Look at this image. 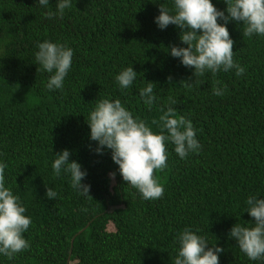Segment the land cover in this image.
I'll return each instance as SVG.
<instances>
[{"label":"trees","instance_id":"obj_1","mask_svg":"<svg viewBox=\"0 0 264 264\" xmlns=\"http://www.w3.org/2000/svg\"><path fill=\"white\" fill-rule=\"evenodd\" d=\"M49 3L0 0V163L8 165L5 186L32 220L24 233L30 247L11 260L0 254V264H66L68 257L67 264H172L185 228L224 248L219 264H264L249 260L228 235L235 223L254 222L247 198H264V36L245 37L242 23L229 22L234 60L245 73L194 77L167 53L170 44L187 47L180 30L154 22L158 5L172 8L173 0H72L52 18L46 13L57 12V0ZM46 40L73 49L62 90L47 88L52 74L35 60ZM129 66L137 78L121 89L115 77ZM190 77L202 83H180ZM217 80L227 85L223 96L213 94ZM148 81L158 97L151 107L139 95ZM104 98L120 99L157 134L169 106L192 121L202 147L181 159L166 142L167 167L155 172L161 199L145 200L125 184L110 150L89 149L97 142L89 139L87 120ZM63 149L87 170L82 183L90 184L93 199L72 188L70 173L54 174V153ZM46 187L58 193L55 200L46 198Z\"/></svg>","mask_w":264,"mask_h":264},{"label":"clouds","instance_id":"obj_2","mask_svg":"<svg viewBox=\"0 0 264 264\" xmlns=\"http://www.w3.org/2000/svg\"><path fill=\"white\" fill-rule=\"evenodd\" d=\"M225 10L218 9L212 0H173V7L158 5L159 15L154 18L158 28L165 30L169 25H175L179 30L182 47L170 44L166 49L173 58H179L186 68H192L194 77H202L206 72L216 75L235 69V74L241 76L246 69L234 60V40L228 30L229 22L242 23V35L264 36V0H224ZM41 6L47 7L49 0H38ZM73 7L72 0H57V12L46 13L48 18L54 15L63 16L65 9ZM227 13V14H226ZM35 60L42 68L52 75L47 83L51 90L63 89L64 80L71 69L73 49L64 44L44 41L38 43ZM138 73L129 66L116 77L121 89L133 85ZM172 81V77H168ZM194 81L191 77L181 80L185 87H191ZM154 82L148 81L141 88L139 95L145 105L151 107L158 97L154 92ZM213 94L223 96L227 85L221 87L219 80L215 81ZM83 99V98H82ZM170 104L176 101L168 97ZM163 111V110H162ZM177 109L169 106L163 115L161 131L154 133L140 117H134L120 99H100L90 112L87 124L90 128V141L97 142L93 149L103 155L111 151V158L119 166L118 171L125 184L137 189L145 200L161 199L164 187L155 176L157 170L167 167L166 142L174 144L175 153L186 159L190 153H198L201 145L196 138V130L191 120L176 115ZM166 130V131H165ZM55 154L52 169L56 176L61 172L70 173L71 186L79 194L92 198L90 184L82 183L87 177V170L75 160L70 161L71 151L63 149ZM6 163H0V254L9 260L18 253L30 247L24 233L29 229L32 220L25 215L26 208L20 197L6 187ZM116 172L109 173V178L115 181ZM45 196L55 200L58 193L52 187H46ZM93 199V198H92ZM247 213L253 218L251 226L235 223L228 235L237 242L239 249L251 261L264 260V198L250 195L247 200ZM87 211V209H82ZM210 215V214H209ZM199 229L193 231L185 228L178 234V254L172 264H219V255L224 248L217 244H209L204 236L198 235ZM211 245V246H210Z\"/></svg>","mask_w":264,"mask_h":264},{"label":"water","instance_id":"obj_3","mask_svg":"<svg viewBox=\"0 0 264 264\" xmlns=\"http://www.w3.org/2000/svg\"><path fill=\"white\" fill-rule=\"evenodd\" d=\"M84 228H85V227H84ZM84 228H82L81 230H79L76 234H78V233H80L81 231H83ZM76 234H75V235H76ZM73 238H74V237H73ZM73 238L71 239V246H72ZM68 261H69V257L67 258V263H68ZM67 263H66V264H67Z\"/></svg>","mask_w":264,"mask_h":264}]
</instances>
